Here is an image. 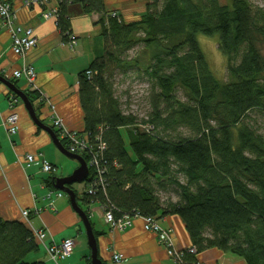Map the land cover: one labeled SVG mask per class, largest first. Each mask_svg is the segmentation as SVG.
<instances>
[{"label": "trees", "instance_id": "1", "mask_svg": "<svg viewBox=\"0 0 264 264\" xmlns=\"http://www.w3.org/2000/svg\"><path fill=\"white\" fill-rule=\"evenodd\" d=\"M145 2L129 21L105 0L57 2L55 23L67 44L70 4L99 15L103 38V53L77 77L83 132L99 154L84 181L87 189L95 178L93 193L85 189L82 201L115 218L177 215L197 254L217 248L264 264V8L249 0ZM198 34L217 36L226 80L211 72ZM117 73L150 84L143 117L123 110ZM23 92L36 110L37 93ZM39 247L27 221L0 216V264H44L27 261Z\"/></svg>", "mask_w": 264, "mask_h": 264}, {"label": "crops", "instance_id": "2", "mask_svg": "<svg viewBox=\"0 0 264 264\" xmlns=\"http://www.w3.org/2000/svg\"><path fill=\"white\" fill-rule=\"evenodd\" d=\"M10 2L16 9L17 23L33 29L36 39L35 46L25 56V61L36 71L35 86L48 96L54 113L67 130L83 131L77 77L103 53L100 26L95 24L99 15L85 14L78 4L67 5L71 36L75 40L70 47L56 27V18H41V7H25L23 0ZM105 4L111 10H120L121 7L120 0H105ZM21 64V59L11 49L8 30L0 23V74H4L8 80L13 79L12 71ZM16 85L22 91L27 86L22 79H17ZM9 93V89L0 83V216L6 220L21 221L24 220L21 210L29 211L28 226L31 230L46 231L44 242L59 243L66 237L75 241L73 254L60 264H91L88 240L82 236L81 220L70 207L69 199L65 194L62 197H47L51 190L57 189L52 185L46 186L44 180L48 174L40 167L39 155L57 167L56 172L51 174L53 177L69 175L62 172V168L60 171L58 169V164L63 167L64 159L58 154L50 135L32 122L24 104L18 101L13 107L9 105ZM34 103L37 108L41 107ZM44 108L45 112L42 113L45 116L38 114L37 110L35 113L46 124L51 110L48 104ZM10 112L18 115V129L14 135L8 134L4 124ZM28 154L35 157L29 165L25 157ZM95 205L101 209L98 203L88 204L90 212ZM157 220L162 226L171 228V236L177 247L191 245L185 225L177 215L162 216ZM90 222L95 233L97 256L102 264H113V252L122 254V264H175L164 247L158 244L154 233L144 229L139 217L133 219L127 229L117 231L105 223L103 212L100 220L92 222L90 219ZM197 256L202 264H245L240 256L223 253L217 248L206 249ZM33 257V260L44 264H54L41 245Z\"/></svg>", "mask_w": 264, "mask_h": 264}, {"label": "built area", "instance_id": "3", "mask_svg": "<svg viewBox=\"0 0 264 264\" xmlns=\"http://www.w3.org/2000/svg\"><path fill=\"white\" fill-rule=\"evenodd\" d=\"M57 2L58 0H23L22 4L23 6L30 8H32V6L41 7V18L50 19L57 18ZM16 20V9L13 8L12 3L9 0H0V23L6 28V30H8L10 34L12 51H14V53L22 61L21 66L12 71V78L22 79L24 82H26L29 90L37 93L35 100L37 105H49V108L51 110V124L53 125V128L58 131V138L64 139V147L70 154L73 153L83 156L82 154L86 153L89 156V158L86 160V164L88 165L90 173V169L93 170L94 166H97V158L99 154H97V150L93 148V143H91L88 133L83 131H69L63 126L60 117H58L56 113H54L53 105L49 103L48 96H46L44 92H42L37 86H35L33 81L36 76V71H34L33 67L25 61V56L26 53L35 46L36 39L33 34V29L25 27L23 25H19ZM68 38V45L71 47L72 45H74L75 40L74 38H72L71 34L68 35ZM89 73L90 71L87 72L88 75ZM9 94V105L13 107L15 106V103H17L20 99L12 93ZM17 118L18 115H16L14 112H10L5 118L4 124L9 135L16 134V131L18 129ZM94 138L95 140H99V138L97 137ZM97 148H100V145L99 147L97 146ZM25 157L27 165L35 160V157L32 154H28ZM39 161L40 167L44 173L50 175L51 173L56 172L57 167L52 163H49L43 156L39 155ZM94 179L95 178H93V182L86 189L89 194L93 193ZM63 194L64 193L59 190H51V192L48 193L47 197H62ZM100 207L103 212L105 223L108 224V227L110 229L116 231L125 230L132 224L133 219L139 217L142 219L144 229L147 232L150 231L154 233L158 244L164 247L167 256L173 259L175 264H202L197 256L198 254L195 246L182 248L177 247L173 241V237L171 236V228H166L159 224L158 220L154 216H142L139 214L129 216L127 214L119 218H115L110 209L104 208L102 206ZM21 211L22 217L25 221H27L29 211ZM32 232L36 241L44 247V251L46 252L48 259L52 263L60 264L62 261L73 254V249L75 246V241L73 240V238L66 237L59 243H46L44 242L46 231H44L43 229H32ZM185 254L196 256V260H194L193 262H189L184 257ZM111 260L113 261V264H122V254H120L119 252H113Z\"/></svg>", "mask_w": 264, "mask_h": 264}, {"label": "rangeland", "instance_id": "4", "mask_svg": "<svg viewBox=\"0 0 264 264\" xmlns=\"http://www.w3.org/2000/svg\"><path fill=\"white\" fill-rule=\"evenodd\" d=\"M222 4L229 3L230 0H220ZM253 5H258L264 8V0H249ZM121 7L120 12L123 15L126 21L134 20L139 17L140 13L144 10L145 7V0H120ZM114 11V10H113ZM116 11V10H115ZM215 37H209L206 35L198 34L197 35V42H199V46L201 48L202 53H204L207 63L209 64V68L211 72L219 78L226 80L228 78L227 73V63L225 62L224 57L218 51V43L216 42ZM133 53V51H132ZM114 88L115 94L119 97L122 103V108L126 112L135 111L139 117H143L147 111V100L145 96L150 89L149 83L145 78H138L132 73H128L126 76H123L120 73H117L114 77ZM29 87L25 86L23 90H28ZM179 96H181V92L179 91ZM19 103L22 102L19 100ZM44 105L37 108V113L43 115L42 112H45ZM252 116L256 117L259 122L262 121L260 116H257L255 113L252 112ZM45 116V115H43ZM45 123L47 125H51V119H46ZM123 133V138L126 142V148L129 151V143L127 142V137L125 131ZM58 154L61 155L64 159L63 167L59 166V171L62 168V172H68L71 174L72 171L78 166L76 161L69 160L65 155L58 151ZM60 173V172H59ZM59 175V174H58ZM76 190V198L79 206L86 211L87 215H90V219L92 222L100 220V215H102V210L95 205V207L91 210L88 209V204L82 201L81 195L86 189V186L83 182H76L72 183V186ZM65 197V196H64ZM96 204V203H95ZM81 227L83 229V238L86 237V231L83 227L81 222ZM34 253H31L27 256V261H33Z\"/></svg>", "mask_w": 264, "mask_h": 264}, {"label": "water", "instance_id": "5", "mask_svg": "<svg viewBox=\"0 0 264 264\" xmlns=\"http://www.w3.org/2000/svg\"><path fill=\"white\" fill-rule=\"evenodd\" d=\"M0 83L5 85L12 94L16 95L20 99L22 104H24L28 114L30 115L32 122L37 125V127L43 129L48 135H50L53 145L56 146L57 150L63 155H65L69 160L76 161L78 166L72 171L71 174L61 177H53L52 186L53 188L63 192L66 195V197L69 199L70 207L81 220L83 227L86 231V240H88V245L91 250V264H102V262L97 256L96 239L94 235V230L91 226L90 218H88L86 211L79 206L77 198L75 196L74 188L71 187L72 183L83 182L88 178L89 168L86 164L84 157L73 153L70 154L66 150L64 145H62L59 141L57 135L54 133L53 128L49 125L47 126L46 124H43V122L39 119L38 115L35 113L33 103H31L27 94L24 93L16 85V83H12L6 77L1 75Z\"/></svg>", "mask_w": 264, "mask_h": 264}]
</instances>
